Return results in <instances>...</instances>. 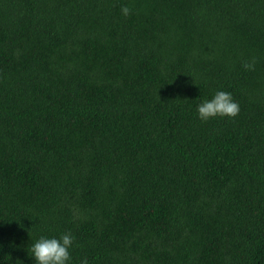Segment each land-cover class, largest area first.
Masks as SVG:
<instances>
[{"label":"trees","instance_id":"obj_1","mask_svg":"<svg viewBox=\"0 0 264 264\" xmlns=\"http://www.w3.org/2000/svg\"><path fill=\"white\" fill-rule=\"evenodd\" d=\"M64 231L74 264H264V0H0V264Z\"/></svg>","mask_w":264,"mask_h":264},{"label":"clouds","instance_id":"obj_2","mask_svg":"<svg viewBox=\"0 0 264 264\" xmlns=\"http://www.w3.org/2000/svg\"><path fill=\"white\" fill-rule=\"evenodd\" d=\"M120 11L124 16L130 13L126 4L121 5ZM243 66L252 67L247 62ZM238 111L239 104L233 99L232 93L223 89H217L210 98L202 97L196 105V115L202 121L214 116L233 117ZM74 240L75 237L70 231L53 236H38L28 246L33 264H74L70 252ZM78 264H89V261L86 256H83Z\"/></svg>","mask_w":264,"mask_h":264}]
</instances>
